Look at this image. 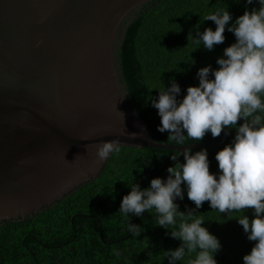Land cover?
I'll return each instance as SVG.
<instances>
[{
    "label": "water",
    "instance_id": "95a60500",
    "mask_svg": "<svg viewBox=\"0 0 264 264\" xmlns=\"http://www.w3.org/2000/svg\"><path fill=\"white\" fill-rule=\"evenodd\" d=\"M152 0H0V225L25 221L95 180L102 142L183 152L151 139L116 56ZM227 130V129H226ZM78 156V157H77ZM77 157V158H76Z\"/></svg>",
    "mask_w": 264,
    "mask_h": 264
},
{
    "label": "trees",
    "instance_id": "16d2710c",
    "mask_svg": "<svg viewBox=\"0 0 264 264\" xmlns=\"http://www.w3.org/2000/svg\"><path fill=\"white\" fill-rule=\"evenodd\" d=\"M258 8L246 0H152L134 12V17L121 33L117 49L120 82L135 114L148 128L151 139L170 146H190L203 142H221L211 133L202 141L185 139L178 144L161 133V118L151 100L159 91L170 87L175 80L181 87L178 99L186 95L189 86H198L197 72L202 67L218 68L216 61L225 48L235 43L233 33L225 30V41L207 51L195 43L197 31L216 25L205 18L217 11L228 10L233 17ZM239 124L243 120H239ZM231 129L219 148L199 147L193 153L206 149L210 173H218L216 153L234 139ZM181 153L155 148L119 147L110 155L100 175L66 195L57 204L25 221L0 225V264H168L164 252L175 250L181 241L171 238L169 230L155 226V217L145 211L140 217L131 216L130 222L139 225V236L126 231L125 217L119 212L123 197L129 194L133 183L143 190L153 178L167 179V169ZM184 157L178 163H183ZM183 187V186H182ZM179 211L195 210L203 216L209 232L215 235L221 250L215 254L217 264H243L254 242L247 239L238 218L244 214L253 218V210L227 213L210 208L209 202L196 209L185 195L177 200ZM121 252L116 256L114 252ZM195 254L186 256L180 264H189Z\"/></svg>",
    "mask_w": 264,
    "mask_h": 264
},
{
    "label": "clouds",
    "instance_id": "9594fccd",
    "mask_svg": "<svg viewBox=\"0 0 264 264\" xmlns=\"http://www.w3.org/2000/svg\"><path fill=\"white\" fill-rule=\"evenodd\" d=\"M246 3L259 7L246 10L234 22L227 9L211 13L205 20L213 21L215 30L197 31L194 38L211 51L224 43L226 28L234 34L236 42L216 61L219 67L200 68L198 86H189L182 99H178L181 87L173 79L170 87L151 100L161 118L158 130L167 132L178 144H184L186 138L202 141L209 132L215 139L236 129L232 142L216 153L218 173H210L206 149L195 153L187 149L184 162L167 169L166 180L153 178L143 190L133 183L123 197L119 212L133 237L139 236L142 228L130 222V214L140 217L147 211L154 215L155 226L169 230L171 238L181 241L175 250L164 252L168 264H180L191 254L195 259L189 264H217L214 257L222 248L219 239L202 226L203 216L195 210L179 211L176 201L184 199L185 189L196 209L205 201L228 216L252 209V219L246 214L237 219L247 239L254 242L243 264H264V0ZM241 119L243 123L238 125ZM118 151L116 141H106L98 145L96 156L104 161ZM114 254L120 256L121 252Z\"/></svg>",
    "mask_w": 264,
    "mask_h": 264
}]
</instances>
